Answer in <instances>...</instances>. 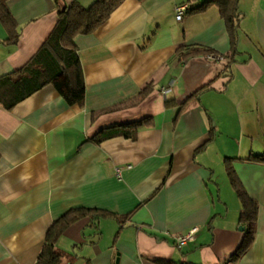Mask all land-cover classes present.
I'll return each mask as SVG.
<instances>
[{
	"label": "crops",
	"instance_id": "0c3cea01",
	"mask_svg": "<svg viewBox=\"0 0 264 264\" xmlns=\"http://www.w3.org/2000/svg\"><path fill=\"white\" fill-rule=\"evenodd\" d=\"M72 1L94 2L61 0ZM204 1L124 0L74 37L76 77L70 69L13 109L0 105V264H35L50 225L80 207L117 218L68 226L56 243L66 264H264V163L248 160L264 153V0H238L235 45L215 5L197 8ZM181 4L189 10L177 20ZM7 6L19 38L6 42L0 23V76L24 66L57 21L54 0ZM146 87L138 104L109 111ZM144 118L135 139L89 140ZM226 157L258 204L243 252ZM193 227L194 240L176 247Z\"/></svg>",
	"mask_w": 264,
	"mask_h": 264
},
{
	"label": "trees",
	"instance_id": "16d2710c",
	"mask_svg": "<svg viewBox=\"0 0 264 264\" xmlns=\"http://www.w3.org/2000/svg\"><path fill=\"white\" fill-rule=\"evenodd\" d=\"M8 0H0V23L7 31L6 42L16 43L19 38L16 21L7 6ZM124 0H94L89 6H82L77 1L66 5L61 0H54L57 11V21L52 31L39 49L20 69L0 76V105L5 110H11L17 103L29 97L70 69H74L73 76H77L79 59L74 37L78 34L92 33ZM215 5L224 20L232 45L238 39V21L240 12L238 0H207L197 6L205 8ZM149 92L146 87L135 100L124 106H116L109 111L138 104ZM166 103H169L166 102ZM180 109L182 108L179 106ZM149 118L135 122L114 124L96 132L89 140L98 144L105 139L122 136L135 139L138 129ZM205 142L200 150L205 147ZM234 158L226 157L224 166L227 177L241 201L242 209L239 221L244 229V240L238 252H243L252 241L258 204L250 197L232 166ZM249 161L264 163V153L251 155ZM116 217V214L95 208H71L58 217L47 229L44 242L35 264H66L64 254L56 247L59 237L65 229L75 221L85 217Z\"/></svg>",
	"mask_w": 264,
	"mask_h": 264
},
{
	"label": "built area",
	"instance_id": "2783aa9c",
	"mask_svg": "<svg viewBox=\"0 0 264 264\" xmlns=\"http://www.w3.org/2000/svg\"><path fill=\"white\" fill-rule=\"evenodd\" d=\"M189 10V6L187 4H181L176 7V19L181 20L184 14ZM208 58L211 59L214 62L222 64L224 67H226L230 61V59L227 56H224L222 54H209ZM121 167L115 168V175L117 178H120L121 176ZM198 228L193 227L190 230H188L186 233L178 235L175 237V245L178 248H181L185 244H187L190 241H193L195 238V234L197 232Z\"/></svg>",
	"mask_w": 264,
	"mask_h": 264
},
{
	"label": "water",
	"instance_id": "95a60500",
	"mask_svg": "<svg viewBox=\"0 0 264 264\" xmlns=\"http://www.w3.org/2000/svg\"><path fill=\"white\" fill-rule=\"evenodd\" d=\"M239 229H240V230H244L245 227H244V226H240Z\"/></svg>",
	"mask_w": 264,
	"mask_h": 264
}]
</instances>
